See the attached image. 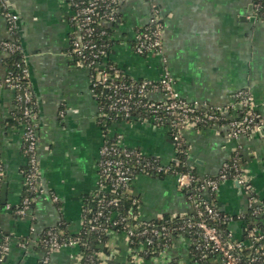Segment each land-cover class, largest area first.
<instances>
[{
    "label": "crops",
    "instance_id": "1",
    "mask_svg": "<svg viewBox=\"0 0 264 264\" xmlns=\"http://www.w3.org/2000/svg\"><path fill=\"white\" fill-rule=\"evenodd\" d=\"M252 4L253 0H125L117 8L106 60L132 79L156 82L166 71L180 97L201 106L227 105L236 91L248 90L264 121V13L256 15ZM6 11L13 15V31L8 29ZM153 14L162 27L161 51L137 54L133 49L136 32ZM71 17L66 0H0V39L16 36L29 62L36 107L37 181L42 189L24 216L15 214L13 208L23 197L26 158L21 126L12 121L15 93L0 83V243L8 238L9 245L2 264H75L77 247L46 254L40 238L54 227L63 235L78 233L84 197L98 188L104 125L98 120L99 106L88 70L75 66L67 54L74 30ZM5 56L0 51V82L6 75ZM107 133L121 135L124 145L158 158L164 166L177 159L170 129L151 120H114ZM181 138L187 165L201 179L217 175L224 163L238 155L252 185L254 203H261L264 211V136L254 132L229 137L227 126L213 125L188 126ZM131 193L139 199L137 218L141 221L193 211L174 175L137 174ZM214 200L232 218L228 228L233 236L243 240L252 223L245 216L249 194L225 180ZM107 245L112 254L108 258L102 253V264H198L191 240L183 234L142 259L131 256L122 232L110 234ZM207 264L222 263L213 257Z\"/></svg>",
    "mask_w": 264,
    "mask_h": 264
},
{
    "label": "built area",
    "instance_id": "2",
    "mask_svg": "<svg viewBox=\"0 0 264 264\" xmlns=\"http://www.w3.org/2000/svg\"><path fill=\"white\" fill-rule=\"evenodd\" d=\"M123 1L125 0H66L72 10L71 20L74 23L67 54L77 67L88 69L94 66L96 74L89 75L90 87L95 99H102V103L98 106L99 117L103 124L107 121L122 119L127 121L151 120L158 125L167 126L170 129L171 140L176 152V146L182 139V132L188 126H227L229 137H236L240 134L250 135L258 131L264 121L254 109L253 98L248 90L236 91L233 94V100L227 105L209 107L183 100L175 90L173 80L166 71L156 82L125 78L123 75L120 77L119 68L106 60L110 47L104 37L108 30L111 32V28L117 21V8ZM252 6L256 15L264 13V0H253ZM151 7L155 11V4L152 3ZM5 16L9 31H13L15 28L13 15L6 11ZM18 47L14 40L0 39V51L5 54L13 53ZM161 47L162 27L153 14L149 23L137 30L133 49L137 54H146L160 52ZM22 74L29 75L28 66L22 69ZM4 86L14 91L16 110L20 114L17 123L22 129V152L26 158V166L22 171L24 185L27 191L37 195L42 189L39 188L37 181L36 111L33 107L32 95L27 86L18 82L16 76L6 74ZM152 95H158V98ZM141 111L149 115L140 118L138 114ZM116 138V144L102 143L99 150L98 188L93 193L97 202L94 220L104 217V210L108 206L118 204L119 196L124 195L137 174H145L142 171L147 164H143L133 177L126 160L127 157L132 156L134 160L141 163L140 158L143 153L136 147L124 145L121 135L116 134ZM174 176L179 188L190 190L192 188L193 190L189 201L192 204V213L197 219L195 221L186 220V224L180 229L193 232L194 238L191 240V245L195 253L192 256L196 262L213 254L222 264H264V229L258 228L252 218V223L245 232V240L249 241L247 246L244 240L235 238L230 229L226 235H223L215 224L208 221L221 218L229 223L232 219L218 209L213 198L220 184L225 180L237 181L239 186L249 194L251 200L249 208L252 216L258 217L263 212V205L254 203L252 185L241 170L238 160L234 159L231 164L224 163L219 173L212 177L194 179L187 173ZM105 192H112L115 196L105 200V194H103ZM52 200L56 201L57 197L52 195ZM31 205L32 201L29 197L23 196L19 206L13 210L16 215L24 216ZM241 217L242 215H239L238 219ZM125 219L127 222L123 226L122 233L128 244L132 242L130 237L136 231L143 237V241L136 248H131L129 245L131 256L136 259L144 258L142 254L154 252L152 238L165 237L169 233L165 226H157V220L141 221L136 214L133 216L135 224L131 225L127 218H121V221L125 222ZM107 220H112V217L109 216ZM89 228L102 232L108 231L106 227L95 223H92ZM43 234L40 238V246L46 254L53 250L78 246V239L70 236L64 237L57 227L48 228ZM7 239L5 238L0 243V264L3 263L9 249ZM20 246L25 247L24 242H20ZM106 247L109 249V245L106 244ZM102 253L108 258L112 254L111 250L107 253L103 250L98 252L99 264H102L104 259ZM81 258L82 254L79 252L75 264H79Z\"/></svg>",
    "mask_w": 264,
    "mask_h": 264
},
{
    "label": "trees",
    "instance_id": "3",
    "mask_svg": "<svg viewBox=\"0 0 264 264\" xmlns=\"http://www.w3.org/2000/svg\"><path fill=\"white\" fill-rule=\"evenodd\" d=\"M262 15V14H259ZM108 30V29H107ZM107 35L104 37L105 42L108 43L109 47L113 44V40L111 38V32L110 30L107 31ZM72 34L70 35V37ZM11 40H14L15 43L19 46L17 50H15L13 53L6 54L4 58V64L6 67V74L7 75H12L18 77V82H20L22 85L27 86L29 91L31 92L32 95V100H33V107H35V100L34 96L31 91V85H30V78L29 75H23L22 74V69L26 68L27 65L25 63V54L23 49L21 48L20 42L16 36L13 35L12 38H9ZM108 63V62H107ZM110 63V62H109ZM108 63V64H109ZM89 75H95L96 70L94 66H91L90 68L87 69ZM119 74L120 77L123 75L125 76L122 71L119 69ZM126 78V76H125ZM4 86V79L0 82ZM97 90V89H96ZM98 104L102 103V99L98 98L97 99ZM149 114L141 111L140 114H138V117L142 116H148ZM19 112L15 110L14 112V117L13 120L14 122H17L19 119ZM98 120L102 124V120L99 117ZM110 121H107L106 124H103V133H104V140L103 143L105 144H116L117 143V138L116 134H110L108 135L107 133V127L109 126ZM177 148V159L174 162H171L170 164L164 166L160 163L158 158L154 156H149V155H141L140 162L138 163L136 160H134V157L129 156L127 157V161L129 164V167L131 169L132 176L134 177L138 171L139 168L143 164H147L146 167L143 169V173L147 175H157V176H164L166 174L170 175H175V174H180V173H187L190 174L194 179L198 178L197 174L187 165V150L186 146L184 144V141L181 139L179 141V144L176 146ZM138 149V148H137ZM116 157V155H114ZM239 160V156L236 155L235 157H232L228 163L231 164L233 160ZM141 164V165H140ZM159 168L161 170L159 171ZM132 183V182H131ZM182 192L185 194L186 198L191 200V197L193 195V190L189 188H181ZM190 190V192H188ZM105 200L110 198L111 196H115L114 193L112 192H105ZM23 196H28L29 199L32 201V204L35 200L36 194L32 193L30 191H27L26 186L24 185L23 187ZM215 196V194H214ZM213 196V198H214ZM120 200L116 206H108L104 210V217L98 218V220H94V214L96 212V206L97 202L94 198V194H90L84 197L83 201V206H82V217L83 221L80 227V230L76 234H71L67 235L64 234V237L70 236L78 239V246L77 249L78 251L82 254V258L79 264H99L100 260L98 258V252L101 250L108 252V249L106 247V244L110 238V234L114 232H123L124 228L123 226L126 224V219L125 222L121 218H127L130 222V224H135V220H133V216L137 214V207L139 204V199L134 196L131 193V184L128 188L127 191H125L124 195L119 196ZM56 204V203H55ZM264 211L260 216H252L251 215V209L249 208L248 212L245 214L247 221L248 219L250 220L251 218L255 222V225L260 228L264 229ZM112 217V220H107L108 217ZM191 219V221H195L197 217L195 215L190 214V215H184V216H169V215H164L162 218L157 220V226H165L166 229L168 230V234L165 237H154L152 238L153 245L152 247L154 248V252H148L145 254H142L144 257H151L152 255L156 254L159 250H161L163 247L167 246L170 244L171 240L173 237L178 236L180 234L185 235L188 237L190 240H192L193 237V232L192 230H187V231H182L180 229L181 226L186 224V220ZM153 220H150L152 222ZM209 223L215 224L220 232H222L223 235H226L229 228H228V222L223 221L221 218H217L215 220H208ZM95 223V224H100L101 227H106L108 229L107 232H102L101 230H91L90 223ZM115 223V224H114ZM59 227L63 228V224L59 225ZM44 235V234H43ZM246 235V233H245ZM244 235V236H245ZM243 236V240L245 241L244 244L247 246L249 244L248 240H245L246 237ZM132 242H130V247L131 248H136L139 246V244L143 241V237L139 234L134 233L132 237H130ZM191 253L194 254L195 250L193 246H190ZM214 257L213 254L208 255L207 257L200 259L197 261L198 264H207V262Z\"/></svg>",
    "mask_w": 264,
    "mask_h": 264
},
{
    "label": "water",
    "instance_id": "4",
    "mask_svg": "<svg viewBox=\"0 0 264 264\" xmlns=\"http://www.w3.org/2000/svg\"><path fill=\"white\" fill-rule=\"evenodd\" d=\"M9 7V10H11V11H13V7L12 6H8ZM25 59H26V63H27V66H28V69H29V62H28V58H27V56H25ZM259 134H260V136H264V123H263V125L258 129V131H257ZM234 184L237 186V187H239V184H238V182L237 181H234ZM5 186H6V184H4L3 185V192H4V188H5ZM2 197L4 198V193H2ZM4 203H5V201H4Z\"/></svg>",
    "mask_w": 264,
    "mask_h": 264
}]
</instances>
